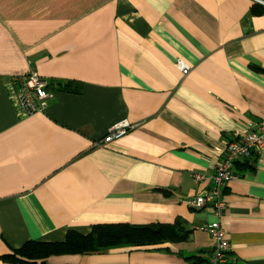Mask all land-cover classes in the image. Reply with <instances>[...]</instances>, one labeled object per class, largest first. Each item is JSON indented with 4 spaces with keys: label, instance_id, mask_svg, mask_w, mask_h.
<instances>
[{
    "label": "crops",
    "instance_id": "0c3cea01",
    "mask_svg": "<svg viewBox=\"0 0 264 264\" xmlns=\"http://www.w3.org/2000/svg\"><path fill=\"white\" fill-rule=\"evenodd\" d=\"M253 4L262 12L249 15ZM31 72L49 96L23 115L13 81ZM263 120L264 0H0V256L95 224L180 221L185 241L43 264L206 261L212 242L197 228L215 216L189 203L210 191L226 144ZM123 121L133 128L94 146ZM233 172L220 218L229 255L264 264V150Z\"/></svg>",
    "mask_w": 264,
    "mask_h": 264
},
{
    "label": "built area",
    "instance_id": "2783aa9c",
    "mask_svg": "<svg viewBox=\"0 0 264 264\" xmlns=\"http://www.w3.org/2000/svg\"><path fill=\"white\" fill-rule=\"evenodd\" d=\"M176 67L182 76H186L189 72V67L180 60L176 62ZM13 82L16 89L11 96L15 106L23 115L40 112L45 108V100L49 94L45 82L37 74L31 72ZM132 128L133 126L125 121L117 123L108 128L101 143H95L94 146L99 147L111 143L124 136ZM262 150H264V120L257 124H248L246 132L237 133L234 139L226 144L223 158L210 177V191L205 195L195 197L189 203L194 210L209 207L215 216V221L197 228L198 231L206 233L212 242L206 264H234L233 258L229 255V242L220 224V218L226 207L222 192L226 185L235 178L233 164ZM194 179L197 182L205 180L201 175H194Z\"/></svg>",
    "mask_w": 264,
    "mask_h": 264
},
{
    "label": "trees",
    "instance_id": "16d2710c",
    "mask_svg": "<svg viewBox=\"0 0 264 264\" xmlns=\"http://www.w3.org/2000/svg\"><path fill=\"white\" fill-rule=\"evenodd\" d=\"M261 12L262 8L253 4L249 15ZM55 85L56 89L61 92L79 93V85L73 82H56ZM240 162H235L233 168ZM188 232L180 221L171 225L160 223L146 225L95 224L90 226L89 232L85 235L74 230L66 231L61 242L27 241L18 249L12 250L11 253L0 256V260L11 264H36L38 261L43 264L44 260L51 256L95 254L118 246L143 247L165 242H181L186 240ZM189 260L194 264L207 263V260L205 261L199 256H191Z\"/></svg>",
    "mask_w": 264,
    "mask_h": 264
}]
</instances>
